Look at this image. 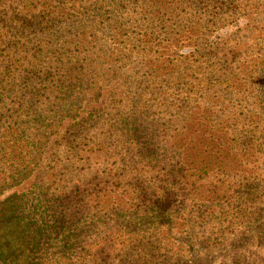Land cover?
Listing matches in <instances>:
<instances>
[{"label": "rangeland", "instance_id": "1", "mask_svg": "<svg viewBox=\"0 0 264 264\" xmlns=\"http://www.w3.org/2000/svg\"><path fill=\"white\" fill-rule=\"evenodd\" d=\"M184 2L188 8L174 5L178 18L142 16L141 0H103L84 12L88 20L74 18L66 28L75 37L93 26L79 63L112 73L87 90L58 89V102L34 75L43 92L31 108L52 109L53 117L8 103L16 81L1 92L13 129L46 141L38 158L31 145L7 144L27 172L0 199L35 182L44 189L38 215L46 199H57L50 193L65 194L74 211L66 226L78 237L59 261L86 264L79 255L103 245L107 264H264V0L234 10L229 0ZM6 64L14 67L7 78H16ZM28 201L35 203L32 193ZM60 240L42 237L48 251L32 261L53 260Z\"/></svg>", "mask_w": 264, "mask_h": 264}, {"label": "trees", "instance_id": "2", "mask_svg": "<svg viewBox=\"0 0 264 264\" xmlns=\"http://www.w3.org/2000/svg\"><path fill=\"white\" fill-rule=\"evenodd\" d=\"M178 1H181L188 8L189 4L185 3L184 0H141L140 13L142 16L151 15L155 18L173 13V18H178L179 13H174L176 10L174 5ZM229 1H231L232 7L230 8L234 10V8H239L243 0ZM98 3H103V0H0V121L4 124L0 130V194L7 188L15 186L17 176L27 172L26 161L22 159L21 155L14 156L13 149L8 150L9 145L7 144L22 142L24 146L31 145L29 147L32 151L30 157H33V154L37 152L35 158H38L40 156L39 146L46 141L45 137H39L37 133L24 137L19 130L16 132L13 129L18 127L14 125L17 120L12 119V116H8L9 111L2 109L7 102L8 95L4 96L3 92L2 96L1 92L16 81L18 88L8 103L14 102L19 105V108H21V105L26 106L29 111H33V118L35 115L39 116V112H45L48 115L51 112L49 116L53 117L55 112L52 109L51 111L47 109H41L40 111L31 108L39 100L36 98L43 92L39 87H35L34 80L36 78L39 79L38 84L41 88L46 84L43 89H47L49 84L51 85L55 93L51 95V98H48L52 102H58L56 94L59 93L58 89L60 88L68 92L69 86H73L81 91L87 90L92 83L96 87L98 82H105L106 80L102 77L105 74L107 77V74L111 75V70L107 69L105 73L101 70L93 71L89 66H85L86 59L83 57L79 63L81 59L79 55L86 50L89 43V41H86L87 36L91 34L93 26L92 29H89L87 25L81 27L79 33H77L81 37L78 35L73 36V33H70L66 28L77 21L74 18L88 20L84 16V12L93 4L96 7ZM186 4L188 5L186 6ZM245 8H248L247 5L243 10L249 11ZM245 16L248 19L251 18L250 13H246ZM193 22L188 21V26ZM62 31L67 32V34L60 37L59 34ZM12 32H14V35ZM38 35L40 39L37 37ZM23 46L28 47L22 51L14 50ZM225 48L227 49L226 52H230L232 55L235 52L234 47ZM217 49L224 50L221 46L215 48L216 51ZM9 51L13 53L14 51H16L15 53L23 52L28 59L9 57V54L6 53ZM6 62L12 67L16 66L15 69L19 72L16 78H7L9 70H14V67L7 69ZM34 75L39 76L35 78ZM115 77L116 73L111 78ZM67 96L68 94L66 98H68ZM48 100L44 107L48 106ZM15 111L17 110L15 109ZM21 113L24 115L27 110L23 109ZM33 118L28 122L36 126L37 123ZM8 119L12 123H9ZM75 124L77 123L75 122ZM6 133H10V137L7 139H5ZM210 139L211 142L214 141L212 137ZM212 144H217L216 147H220L222 143L215 141ZM199 172L207 173L208 169L198 168ZM190 174L193 175V173ZM187 181L188 185L194 183L192 179H187ZM43 191L42 186L33 182L31 190H28L27 193H19V191L13 190L0 199V264H36L32 261L33 254L38 251V257L40 256L41 259L44 252L48 251L39 241L42 237L48 239L53 236L55 238L59 236L61 243L51 247L54 249L51 256L55 258L53 260L47 259L44 264H69L59 260L61 257L64 258V256L67 257L70 254L71 248L78 237V231L72 229L75 233L74 236L66 226L73 224V220L70 223V215L68 216V214H72L74 211L71 207H68V203L64 200L65 194L57 191L50 193V195L54 194L57 199L52 201L47 197L46 204L37 215V206L41 202L40 196ZM30 193L35 197V203L27 202ZM45 194L47 195V192ZM88 194L92 196L93 191H89ZM55 203L58 204L55 205ZM16 209L20 212H17ZM20 213L23 215L19 216ZM36 216L41 218L42 225L37 224ZM56 222H60L58 226ZM33 223L36 225H32ZM99 248V250L97 249L99 255L98 253H95L97 255H87L83 251L79 255L80 260L86 262V264H107L104 256L106 249L103 245Z\"/></svg>", "mask_w": 264, "mask_h": 264}]
</instances>
